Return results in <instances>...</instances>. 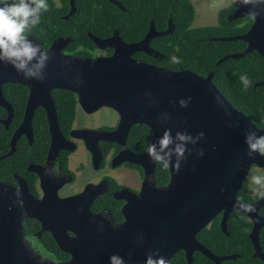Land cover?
<instances>
[{"label":"water","instance_id":"obj_1","mask_svg":"<svg viewBox=\"0 0 264 264\" xmlns=\"http://www.w3.org/2000/svg\"><path fill=\"white\" fill-rule=\"evenodd\" d=\"M71 1L74 10V0ZM110 1L125 10L121 3ZM235 7L229 20L251 16L253 25L245 35L216 41H242L247 48L225 56L218 65L253 52L264 58V9H257L259 14L253 16L251 4L237 0ZM174 29L170 23L167 31L158 32L152 23L146 37L133 43L125 42L118 31L108 39L93 37L98 48L114 51L110 57L95 59L65 54L63 48L72 40L58 39L47 49L51 58L42 70V81L25 79L11 65L0 63L1 106L9 107L3 97L4 85L20 84L30 90L25 118L15 141L21 134L33 138L35 111L43 107L48 112L51 150L64 143L52 98L54 90L75 94L78 105L87 113L108 108L120 118L115 131H75L73 134L77 136L91 134L97 141H117L126 139L135 125L152 130L151 142L166 129L173 136L188 132L196 138L204 133L195 144H189L179 171L173 165L167 166L169 182L164 186H157V162L150 159L147 150L121 158L143 167L145 179L139 193L123 190L115 194L126 201L122 210L125 220L120 224L91 211L93 201L103 192L102 185H90L83 193L65 199L57 193L42 200L30 198L29 207L27 204L22 208L11 185L0 183V264H111L112 257L123 258L125 264H151L152 259L163 257L170 264L180 251L185 252L188 264H193L196 252L215 264H223L237 256H216L197 236L220 214H223L222 229L227 234V222L235 211L251 220L254 257L264 261L259 239L264 228V217L259 214L264 208V198L253 204L238 199L253 166L264 169V156L249 155L245 135L250 131L264 134V129L228 101L213 82L214 73L203 77L189 69L175 71L134 58L136 53L160 58L151 46L152 40L172 34ZM29 38L41 45L37 36ZM256 86H264V81ZM181 100L187 107L181 106ZM237 201L251 205L255 211L234 206ZM29 219L41 224V233L52 234L58 247L70 255L68 261L45 259L28 246L23 222Z\"/></svg>","mask_w":264,"mask_h":264},{"label":"trees","instance_id":"obj_2","mask_svg":"<svg viewBox=\"0 0 264 264\" xmlns=\"http://www.w3.org/2000/svg\"><path fill=\"white\" fill-rule=\"evenodd\" d=\"M125 8L120 9L110 0H76L77 13L66 20L69 13V0H62L63 7L56 9L52 0H47L45 17L40 18L39 24L31 29L27 35L35 33L42 42L43 48H48L59 37H71V54L77 47L93 46L88 37V32L104 39L113 35L116 30L127 43L143 40L154 23L158 32L168 29L172 20L174 33L168 36L155 38L151 46L158 51L160 58H155L144 53H136L134 58L160 67L179 71L189 69L206 77L214 73L213 82L226 96L228 101L238 110L245 113L253 123L264 129V86H256L264 81V58L253 52L241 59H229L220 65L219 62L228 55L242 52L247 45L242 41H216L220 38L241 36L248 32L253 24L252 17L236 21H229V14L233 6L219 12L218 23L212 26L194 27L197 11L191 0H118ZM172 56L180 58L181 63L173 64ZM246 75L251 81L245 87L240 77ZM7 98L11 97L16 103L13 129L19 127L25 115L27 102V87L20 84H9L4 88ZM54 94V99L60 102L59 119L62 127L71 129L77 111V97L67 91ZM62 110V112H61ZM2 128V126L0 127ZM35 139L34 145L49 141L50 135L47 119L36 112L34 117ZM39 136L41 139L39 140ZM152 140V130L144 125L136 126L130 133V142L137 143L140 149L145 150ZM1 141V140H0ZM47 144H44L46 147ZM2 147V145H0ZM29 151L40 150V146L27 147ZM47 149V148H46ZM21 152L23 147L20 146ZM155 181L157 186H164L169 182V170L163 164H157ZM260 195H251L246 185L238 193V199L245 204L258 200ZM112 201L111 207H114ZM116 214L120 216L119 207ZM261 215L264 216V209ZM35 224V225H33ZM24 228L35 232L39 228L36 221H24ZM38 226V228H37ZM229 235L225 234L221 226L219 215L210 226L199 233L197 239L216 256H237L234 260L224 261L223 264H264L260 258H255V248L251 241L253 224L243 213L234 212L227 224ZM264 254V228L259 235ZM44 244L47 253L58 261H66L69 255L62 252L50 234L44 235ZM170 264H188L185 252L176 254ZM193 264H215L203 254H194Z\"/></svg>","mask_w":264,"mask_h":264},{"label":"flooded vegetation","instance_id":"obj_3","mask_svg":"<svg viewBox=\"0 0 264 264\" xmlns=\"http://www.w3.org/2000/svg\"><path fill=\"white\" fill-rule=\"evenodd\" d=\"M116 1L119 2L118 0ZM236 1L237 0H235L234 3L230 5L234 7V10L229 14V19L231 18L233 13L236 11V7H235ZM52 2L54 3L56 9H61L63 7L62 0H52ZM69 8L70 9H69L68 15L64 17L66 20H68L70 17L74 16L77 13L76 0H74V10H73L72 1L69 0ZM45 16H46L45 12L43 11L41 13V18H44ZM248 17H251V16H248ZM170 23L172 24L171 19L169 21V26H170ZM169 26H168V29H169ZM115 31L113 32V35ZM32 35L38 37V35L35 33L28 35V37ZM112 36L104 38V39L111 38ZM88 37L90 41L93 43V46H89L86 48L80 46L75 49V53L82 54V56L69 53L70 46L73 42V39L71 37L56 38L51 43V45L45 49H49L56 40L63 38V39L72 40L68 45H66L63 48V52L67 55H72L75 57H82V58H87V59H95L98 57H110L113 55L114 51L112 49H100L96 46L92 38L97 37V36H95L92 32H88ZM41 46H42V42H41ZM7 85L9 84H6L3 86V97L9 107H6V106L4 107L0 105V127L2 126V128H0V140H1L0 145H2V147H0V183H6V184L11 185L12 189L18 195L22 208H26L25 206L27 204L29 207L28 199L30 198L32 199V201L42 200L48 194L54 195L55 193H57L59 197L65 199V198H69V197L83 193L85 189L90 185L92 186L102 185L104 187L103 192L93 201L91 205V211L94 214H101V215L106 216L113 223H119V224L123 223L125 218L123 216L122 210L126 204V201L124 199L116 198L115 194L123 190H130L131 192L139 193L142 188L144 179H145V170L143 167L134 165L128 162H123L121 160L122 157L128 155L129 153L143 154L147 150V148L145 150L140 149L137 143L132 144L130 142V133L132 129L139 125H135L132 127L126 139L122 137V138H119L117 141H105V140L97 141V139L94 138L91 134H86V135H83L82 137L77 136L76 134H73L75 131H94V132L115 131L119 126L120 118L118 114L115 112L116 113L115 120L113 122L107 123V125H102V126L86 125L84 127H78L76 125V122L78 119L79 112H83L85 115H87V117H92L93 115H95L96 113L100 112L102 109H105V108H102L93 113H87L84 110H82L79 105H77V111L75 115L74 124L72 125L71 129L67 130V127H62L60 124V119H59V113H60L59 108L61 106L60 102H57L54 99V94L58 96L59 95L58 92L64 91V90H54L52 92V98L54 100V104L57 110L59 127L63 135L64 143L61 144L59 149L51 150L52 136L50 132L48 112L43 107H38L35 111V114L36 112H39L42 117H45L47 119V126H48L49 135H50L49 141H45V143H42L41 145L39 144L34 145V139H35L34 119H33V138L25 134H21L17 136V140L15 141V137L18 132V129L20 128L22 124L19 127L13 129L12 123H13V119L15 116L14 105L16 102L11 97H9V99L7 98L8 95L5 93V90H4L5 86ZM22 94L27 95V102L25 103V114H26V110H27L28 102H29L30 90L27 88V93L23 92ZM10 113L12 114V116L10 115ZM24 118H25V115H24ZM40 139L41 137L39 136V140ZM44 144L45 145L47 144V146L44 147ZM20 146L23 147L22 152L20 150ZM32 146H35V147L40 146L41 148L40 150L36 149L35 151H29L27 147H32ZM80 150H84L87 153L88 160L87 162L86 161H84L83 163L81 162L79 166L73 172L72 165H71L72 156L75 153L79 152ZM87 163L92 166L91 169L93 170L94 173L96 174L104 173V174H102V177L95 176V177L88 178L86 180V183L83 185V187L80 189H77L75 188V184L78 180L79 175L82 174L86 170ZM253 167H256V166H253ZM119 170L123 171V175H124L123 179H126V178L137 179V181L139 182V186L132 187L131 185L122 182V180L119 179V177L116 175V172ZM259 198H261V196ZM113 200L115 201V205L114 207H111ZM116 207H119L120 216L116 214ZM261 211L262 209L260 210L259 214L261 213ZM220 215H221V226H222L223 214H220ZM260 216L264 217L261 214ZM25 221H36V220L29 219ZM36 222L39 224V228L37 226L38 230H36L35 232H30L24 228L25 233H26V242L28 246L34 252L40 253L42 257L45 259L47 258V259L53 260L58 263H64L68 261L70 259V255L67 253L66 254L69 255V259L63 262L58 261L57 259L54 258V256L51 257L47 253L46 251L47 248L44 244V235L50 234L52 236V234L48 232L41 233L42 226L38 221ZM227 235H229L228 228H227Z\"/></svg>","mask_w":264,"mask_h":264},{"label":"clouds","instance_id":"obj_4","mask_svg":"<svg viewBox=\"0 0 264 264\" xmlns=\"http://www.w3.org/2000/svg\"><path fill=\"white\" fill-rule=\"evenodd\" d=\"M242 3L252 5L253 16L259 14L257 9H264V0H242ZM47 8L46 0H0V63L11 65L25 79L42 81V70L51 58L47 49L27 35L39 24L41 13L47 11ZM170 60L173 64L181 63L177 56H172ZM240 79L245 87L251 84L246 75H242ZM180 104L187 107L183 100ZM203 135L201 132L198 137L193 138L188 132H177L173 136L171 130L166 129L162 136L148 144L147 153L154 162H159L165 167L173 165L179 171L189 152V144H195ZM245 143L248 145L249 155L259 153L264 156V134L250 131L245 135ZM200 155H203V152ZM248 179L252 191L258 192L264 198V175L250 172ZM234 206L247 212L255 211L251 205H244L239 201ZM117 260L119 264H125L123 258H110L111 264H116ZM151 264H166V260L163 257L154 258Z\"/></svg>","mask_w":264,"mask_h":264},{"label":"rangeland","instance_id":"obj_5","mask_svg":"<svg viewBox=\"0 0 264 264\" xmlns=\"http://www.w3.org/2000/svg\"><path fill=\"white\" fill-rule=\"evenodd\" d=\"M194 4L196 11H197V17L194 22V27H204V26H212L216 25L218 23V16L219 12L230 5L234 3L235 0H191ZM116 113L112 111L111 109H102L100 112L96 113L92 117H87L83 112H79L78 119L76 122V125L78 127H84L86 125L89 126H102L107 125V123L113 122L115 120ZM88 155L84 150H80L79 152L75 153L72 156V169L74 170L79 166V164L84 161L87 162ZM87 168L86 170L79 175L78 180L75 184V188L80 189L83 187V185L86 183V180L91 177L100 176L102 177V174H96L91 169L92 166L90 164H86ZM253 174L257 175H264V170L253 167L250 171ZM116 175L119 177V179L122 180V182L131 185L132 187H138L139 182L137 179L131 178V179H123V171L119 170L116 172ZM249 177V175H248ZM246 187L248 188V191L251 195L257 196L259 195L258 192L252 191V189L249 186V179L247 178Z\"/></svg>","mask_w":264,"mask_h":264}]
</instances>
